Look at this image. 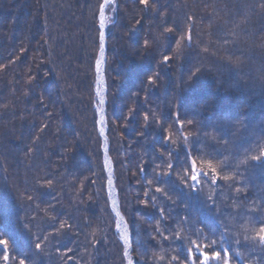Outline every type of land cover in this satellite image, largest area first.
I'll return each instance as SVG.
<instances>
[{
  "label": "trees",
  "instance_id": "obj_1",
  "mask_svg": "<svg viewBox=\"0 0 264 264\" xmlns=\"http://www.w3.org/2000/svg\"><path fill=\"white\" fill-rule=\"evenodd\" d=\"M103 2L0 0V264H127L98 122ZM106 27V137L132 261L192 264L199 244L264 264L251 239L264 220V0H114ZM210 153L221 179L193 187L190 162L207 172Z\"/></svg>",
  "mask_w": 264,
  "mask_h": 264
},
{
  "label": "snow or ice",
  "instance_id": "obj_2",
  "mask_svg": "<svg viewBox=\"0 0 264 264\" xmlns=\"http://www.w3.org/2000/svg\"><path fill=\"white\" fill-rule=\"evenodd\" d=\"M139 3L142 4L145 9H147L150 5V0H139ZM103 27H104L103 20H101V28H103ZM167 31L171 32L173 30L171 28H169V29H167ZM183 38H184L183 36L180 37V39H183ZM188 40H189V44H190V42H191L190 33L188 34ZM145 46L147 47V44ZM177 47H179V44H177ZM100 50H101V57H103V53H104V34L103 33H101V36H100ZM169 59H170L169 56H165L164 57V63H167ZM96 70H97V72L100 71V61H97V63H96ZM198 71H199V69H197V72ZM150 82L155 83L154 80L150 81ZM145 119H147V117H145ZM179 127L182 129L183 124H181ZM101 132H103V129H101ZM235 135H236V132L231 133L232 137H235ZM169 139H171V137H169ZM185 139H187V138H185ZM220 139L224 140L226 145L229 142V140L225 139L223 135H221ZM233 142H235V141L233 140ZM214 151H216V149H214ZM209 155L211 156V159H209V161L206 164V167L208 169L207 172L198 171L196 161L191 160L189 167L191 170L190 179L192 181L193 187L197 186L201 182V178L207 179L208 182L211 184H217L219 182V180L221 179L220 171H218L215 164L212 163V160L216 159V157L214 155H212L211 153ZM261 156H264V152L261 153ZM261 156H255V157H253V159L259 161L261 159ZM169 167H172V165H169ZM228 167H229V165L225 164V168H228ZM222 178L225 181L231 179V177L226 176V175L223 176ZM236 190L238 192L240 191L239 188H237ZM156 191L162 192V189L157 187ZM252 211H255V209H253ZM260 223L262 226L259 228L258 233L255 236L251 237V239L254 241H257L259 243V245L262 248H264V220H261ZM61 227H63V225ZM245 239H249V237H246ZM125 243H127V240H125ZM8 245H9V240L0 238V248L4 249L6 251ZM35 247L37 249H39L40 244L37 243L35 245ZM194 247H195L194 253L192 252L191 249H189V254L192 257V264H197V262H198V264H212L213 261H215L216 264H230L231 256H230V253L227 249L216 250L215 248H213L212 251L209 252L207 250L201 251L199 244L194 245ZM204 247H205V249H207V245H205ZM222 252H223V256H222ZM173 259H175V258H173ZM3 260L5 261V264H8V262L10 260L9 254H4ZM19 264H24V260L23 259L19 260Z\"/></svg>",
  "mask_w": 264,
  "mask_h": 264
},
{
  "label": "water",
  "instance_id": "obj_3",
  "mask_svg": "<svg viewBox=\"0 0 264 264\" xmlns=\"http://www.w3.org/2000/svg\"><path fill=\"white\" fill-rule=\"evenodd\" d=\"M110 3L109 0H104L101 14H100V27H101V20H103L104 27L101 28V33L104 34V53L103 57H101V50L99 53V59L100 61V71L97 72V84H98V92L102 93V95H99L100 98V104L101 107L99 109V130L103 139V150H104V159H105V167L106 172L108 175V182H107V189L108 194L111 202V207L117 217V231L120 230V224L123 225L125 230V236L127 238V243H125V256L127 260V264H134L131 259V241H130V231L129 227L127 225V222L120 211V204L118 200V192L115 187V182L113 178V164L111 161V158L108 153V144H107V137H106V128H105V122H106V95H107V89H106V81H105V64H106V21H105V12L108 4ZM99 87H101V90H99ZM101 129H103V132H101Z\"/></svg>",
  "mask_w": 264,
  "mask_h": 264
},
{
  "label": "rangeland",
  "instance_id": "obj_4",
  "mask_svg": "<svg viewBox=\"0 0 264 264\" xmlns=\"http://www.w3.org/2000/svg\"><path fill=\"white\" fill-rule=\"evenodd\" d=\"M114 0H112L110 3H112ZM109 3V4H110ZM108 4V5H109ZM106 83V82H105ZM106 89H107V86H106ZM99 90H101V87H99ZM99 95L101 96V93L99 92ZM107 96V95H106ZM105 128H106V124H105ZM113 173H114V171H113ZM114 176V175H113ZM116 230H117V228H116ZM118 233H119V236H120V238H121V240H122V242H123V244H124V241H123V239H122V233H121V231L120 230H118L117 231ZM130 241H131V235H130ZM125 245V244H124Z\"/></svg>",
  "mask_w": 264,
  "mask_h": 264
},
{
  "label": "bare ground",
  "instance_id": "obj_5",
  "mask_svg": "<svg viewBox=\"0 0 264 264\" xmlns=\"http://www.w3.org/2000/svg\"><path fill=\"white\" fill-rule=\"evenodd\" d=\"M110 2L112 1V0H109ZM101 65V64H100ZM101 95H102V93H101ZM120 231H121V233H122V237H123V239L124 240H127V238H126V236H125V230H124V227H123V225L122 224H120Z\"/></svg>",
  "mask_w": 264,
  "mask_h": 264
}]
</instances>
